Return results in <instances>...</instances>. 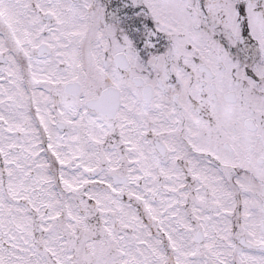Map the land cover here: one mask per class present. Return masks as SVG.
I'll list each match as a JSON object with an SVG mask.
<instances>
[{
  "label": "snow or ice",
  "instance_id": "snow-or-ice-1",
  "mask_svg": "<svg viewBox=\"0 0 264 264\" xmlns=\"http://www.w3.org/2000/svg\"><path fill=\"white\" fill-rule=\"evenodd\" d=\"M0 264H264V0H0Z\"/></svg>",
  "mask_w": 264,
  "mask_h": 264
}]
</instances>
